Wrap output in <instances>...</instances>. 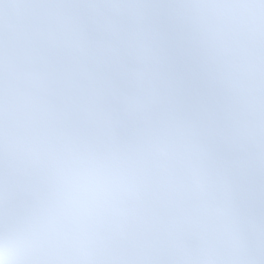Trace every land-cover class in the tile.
Returning a JSON list of instances; mask_svg holds the SVG:
<instances>
[{
    "label": "clouds",
    "instance_id": "1",
    "mask_svg": "<svg viewBox=\"0 0 264 264\" xmlns=\"http://www.w3.org/2000/svg\"><path fill=\"white\" fill-rule=\"evenodd\" d=\"M0 264H264V0H0Z\"/></svg>",
    "mask_w": 264,
    "mask_h": 264
}]
</instances>
